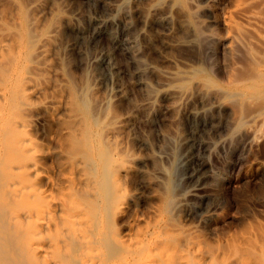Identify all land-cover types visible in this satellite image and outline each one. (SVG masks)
Segmentation results:
<instances>
[{
	"label": "bare ground",
	"instance_id": "6f19581e",
	"mask_svg": "<svg viewBox=\"0 0 264 264\" xmlns=\"http://www.w3.org/2000/svg\"><path fill=\"white\" fill-rule=\"evenodd\" d=\"M46 1L53 2V0H30L27 4L28 7L25 5L26 10L0 19V264H206L208 262L207 250L198 239L192 236L190 231L182 230L184 232L183 245L171 241L167 228L170 224L173 226L177 224L173 214L166 216L161 212L154 223H145V225L139 223L140 218L137 215L126 225L131 230L130 232L123 233L122 229L116 228L115 218L129 200V196L125 194L123 178L133 157L117 150L108 157L104 148L100 146L101 138L105 137L106 139L114 129V124L105 120V109L109 105L114 87L104 84L106 79H111L114 64L107 51L93 54L89 60H94L104 71L93 75L88 82L75 86L63 66L61 52L55 51L50 59V48L55 46L54 39L62 22L68 23L71 30L74 31L73 33L80 37L86 34L85 32L89 29L117 23L121 41L128 44L126 49L137 61V72L139 74L154 72L158 75L155 82L161 88L152 87L146 77L140 79V82L147 87L140 104L146 109H154V114L158 119L156 123L160 121L166 107L176 112L181 111L182 116H185L191 124L187 132H182L177 128L168 132L166 138L170 147L169 145L166 147L168 146L170 150L161 152L168 153L172 157L170 159H173L175 167H183L181 177L192 185L200 184V167L193 166L198 160L194 148L207 145V140L201 137L199 131L209 119V114L222 105L237 107L247 104L248 106L258 99L260 103L256 106V110L262 111L264 95L247 89L246 85L226 88L207 77H198L203 67L199 63L202 59L196 58L198 60L196 63H189L182 61L178 55L176 56V53L171 54L160 50H158L159 57L168 63L167 67H157L152 61L142 59L139 49L134 44L136 35L142 31V27L131 29L133 23L129 8L130 0H115L114 2L104 0L119 12V17L84 15L82 17H84L86 25L80 19V13L76 8L70 7L72 10L69 13L64 12L63 6H67V0L55 2L56 10L53 12L52 18L44 23L40 17L35 16V11L43 10ZM185 1L190 6L189 2L191 3L193 0H152L149 5L146 4L148 6L139 18L140 26L149 22V14H153L154 11L151 21L161 24L166 29H170L176 23L180 32L182 30L185 33L183 36H187L172 39L167 35L163 36L170 38L166 41L168 46L176 50L177 47L180 48L183 45L187 47L188 44L194 43L195 45L194 36L196 35L194 34L199 31V23L195 18L198 17L201 8H204L205 5L202 7L193 2V6L189 7L190 10L184 9L185 16L177 18L178 20L174 22L171 15L172 8ZM195 1L197 2V0ZM207 1V7L212 17L207 22L202 20V23H207L206 26L211 24L209 30H211L212 24L216 26L219 21V10L226 6L227 8L231 7L228 9L227 15V22L232 31L229 35L230 42L236 39V33L244 27L240 25L242 22L239 24L238 21L232 19L231 12L241 13L248 21L249 26L246 28H250V31L257 28L254 24L264 13V0ZM158 8H161L160 11L155 12ZM261 9L263 10L260 11ZM222 25L224 27V24ZM148 27L150 26L148 25ZM246 28L244 27V29ZM214 29L217 27H213V31ZM244 29L242 31L247 32ZM200 31L202 33L203 30ZM250 31L248 32L250 33ZM176 33H173L172 36ZM210 37L209 42L214 38ZM209 42L207 51L212 52L213 47ZM58 44L60 45V43ZM184 46L179 51L187 50V47ZM151 47L154 48L153 45ZM237 48L240 50L241 47L236 46ZM180 53L178 54L180 55ZM150 54L152 58L155 53ZM222 57L223 55L219 58L222 59ZM204 64L206 63L204 62ZM252 68V74L255 72L254 75L260 77L252 84L255 87H261L264 85V77H261L264 76V66H257L255 71ZM245 71L244 69L243 75ZM50 73L56 76L53 84L57 94L45 96L42 108L54 110L59 106L63 108L67 118L60 128L61 147L58 150L60 162L56 164V174L43 172L41 148L30 133L36 109L32 97L35 92L44 89L43 84L49 78ZM236 75L234 76L237 78L241 76H238V73ZM250 76L252 77V75ZM97 86H102L103 89L98 100L99 112L93 111L90 104V108L87 107L88 103L86 105L83 97L92 93ZM158 95L170 99L171 104L156 107L154 100ZM252 108H250L251 112L254 111ZM255 115L257 114H254V117ZM250 119L252 121L253 118L250 117ZM178 122L180 121L178 120ZM197 149L199 150V148ZM147 173L154 178V181L161 182V177L163 178L166 174V170L164 167H160L147 170ZM44 176L46 177V186L42 185ZM184 197L172 200L170 208H178L182 205L188 208ZM198 197L203 198V195H198ZM219 264H231V262L225 260Z\"/></svg>",
	"mask_w": 264,
	"mask_h": 264
},
{
	"label": "rangeland",
	"instance_id": "374dc122",
	"mask_svg": "<svg viewBox=\"0 0 264 264\" xmlns=\"http://www.w3.org/2000/svg\"><path fill=\"white\" fill-rule=\"evenodd\" d=\"M27 1L9 0L8 2V0H0V19L26 10L30 0L28 3ZM57 1H46L43 10L35 11V16L40 17L44 23H47L56 10L54 6ZM92 1L67 0V6H63V9L65 13H69L72 10L71 8H76L84 24L86 23L84 17H82L84 15L119 17V12L106 3V1L114 2L115 0H106L105 2L104 0ZM151 1L130 0L129 6L131 9V21L133 23L131 29L135 30V28L139 29V27H142L141 29L144 31L136 35L134 41L142 59L152 61L157 67H167L168 63L159 57L158 50L171 54L176 53V56L178 55L182 61L189 63H196L198 61L197 59H202L199 63L203 67L198 77H207L226 88L246 85L247 89L264 95V85H261V87H255L253 85L260 77H257L256 74L254 75L255 72L252 74L253 71L251 70V67L255 71L257 66H264L263 9L260 10H263V14H261L262 18L260 16L254 24L257 27L253 28L254 32L252 30L251 32L250 28H246L249 26V23L241 13L231 12L232 19L238 21L239 24L242 22L240 25H243L246 28L244 29L243 27V29L245 31L247 30V32L240 29L242 32L238 31L236 33V39L230 42L229 35L232 31L227 22V15L228 9L231 7L227 8L226 6L220 9L221 11L219 10V21L216 23V26L212 24L211 31L209 30L211 24L206 26L207 23H202V20L207 22L212 17L207 7V0H199L201 2L193 0L191 3L189 2L190 6L185 1L179 6H174L171 10L174 22L183 18V15L185 16V12L190 10L193 2L200 4L202 7L204 5L207 7L206 9L205 7L201 8V12L195 18L196 22L198 21L199 23V31L203 30L202 33L201 31H197L194 34L196 36L193 35L194 42L199 45L195 43V47L194 43L191 44L192 46L188 44L190 48L189 46L183 45L185 48L187 47V50L184 48L185 50L179 51L183 49V46H180V48H176L179 52H175V48L168 46L166 41L170 40V38L187 37L183 36L185 33L182 30L180 32V28H178L176 23L170 29L164 28L161 24L151 21V17L154 14L153 11V14H149V22L144 26H140L139 18ZM181 6L183 9H181ZM135 7L136 9H134ZM160 9L158 8L155 12L160 11ZM206 14H210V17ZM203 17H206V19ZM251 23L253 24L254 22ZM222 24H224V27ZM213 27H217V29L213 31ZM73 32L68 23H61L54 39L55 46L50 48L49 58L52 59L55 51L59 50L61 52L63 66L68 73L70 81L75 86H80L88 82L93 75L104 71L94 60H89L93 54L100 51H107L114 64L111 79H106L104 83L109 87H114L109 105L105 109V120L112 122L114 129L106 139L105 137L101 138L100 146L104 148L108 157L116 150L128 153L133 157V160L130 162V167L123 178L125 194L129 196V200L123 205V209L115 218L116 228L122 229L123 233L130 232L131 230L126 225L137 215L140 218L139 223L145 225V223H154L161 212L166 216L173 214L172 216L177 224L174 226L170 224L169 228H167L170 232L171 241L183 245L184 232L182 230L190 231L192 236L198 239L207 250L208 262L206 264H219L225 260L230 261L231 264H264V108L262 111L256 110V106L260 103L258 102L259 99L248 104V106L247 104H242L237 107L234 105H222L211 112V115L209 114V119L199 131L201 137L207 140V145L194 148L198 160L193 166L195 168L200 167V184L196 183L198 184L197 186L196 184L192 185V183L190 184L181 177L183 167H175L173 159H170L171 156L168 153L161 152L162 150H170V144L168 143L166 134L168 132L170 133L174 128L182 132H187L188 127H191L190 122L185 116H182L181 111L176 112L165 107L160 121L156 123L158 119L154 114V109H146V107L140 104L141 99L147 91V87L140 82V79L146 77L152 84V87L161 88L155 82L158 79V75L154 72H145L143 74L137 72V61L126 49L128 44L121 41L118 35L117 23L109 24L101 28L89 29L81 37ZM172 32L177 33L172 36ZM165 35L170 38L167 36L166 38L163 37ZM198 36L201 37L198 38ZM209 36L214 37L212 40L210 39L211 42L208 41ZM202 39L205 40L203 41ZM199 40L202 42L200 43ZM208 42L212 44V52L207 51ZM200 44L205 45L202 46ZM152 45L154 48L151 47ZM236 46L241 47L240 50L239 48L236 49ZM195 48L197 49L195 50ZM155 50L156 52H154ZM150 53H155L152 55V58ZM204 54H207L208 58ZM220 54L221 56L223 55V60L219 58L221 57ZM197 55L200 58L195 57ZM188 58L190 61H188ZM208 65L210 66L208 67ZM210 69L213 70L211 71ZM238 69L242 70V72ZM244 69L246 70L244 75L248 74L247 76H249H245L246 79L242 74L244 73ZM237 73L238 76L241 74L243 76L241 75L237 78L234 76ZM55 77L50 73L49 78L43 84L44 89L33 94L32 98L36 104V109L33 115L34 123L30 127L31 135L38 141L41 148V168L44 173L49 172L51 174H56L55 167L60 162V156L58 154V150L61 147L60 128L67 121L63 108L59 106L54 110H45L42 108L45 96H48V94H50L49 96L57 94L55 85L53 84ZM261 77L264 76L262 75ZM102 93V86H97L92 93L83 96L86 105L88 103L87 107L90 108L91 105L93 111H98L100 109V107H97L99 105L98 100ZM165 98L163 95H158L154 100L155 106L162 107L163 104L164 106L170 105L171 100ZM250 106L255 107L252 108ZM250 108H252V111L254 109V111L251 112ZM232 111L237 112L233 113ZM245 112L246 114H244ZM247 112L250 113L248 114ZM254 114L257 115L254 117ZM101 117L103 116L101 115ZM250 117L253 118L252 121ZM174 119H177L175 120L176 122L173 121ZM40 120L44 121L40 122ZM166 145H169V147H166ZM169 163L170 166H168ZM160 167H164L166 170L167 175L165 174L163 178L161 177L164 182L154 181V178L147 173V170ZM179 177L180 179H177ZM42 185L46 186L45 176L42 179ZM198 195H203V198H199ZM179 197H184V202L188 204V208L183 205L178 208H170L172 200Z\"/></svg>",
	"mask_w": 264,
	"mask_h": 264
}]
</instances>
